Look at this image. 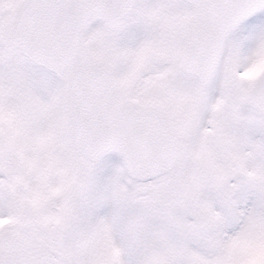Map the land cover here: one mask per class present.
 <instances>
[{
	"label": "snow or ice",
	"instance_id": "1",
	"mask_svg": "<svg viewBox=\"0 0 264 264\" xmlns=\"http://www.w3.org/2000/svg\"><path fill=\"white\" fill-rule=\"evenodd\" d=\"M0 264H264V0H0Z\"/></svg>",
	"mask_w": 264,
	"mask_h": 264
}]
</instances>
